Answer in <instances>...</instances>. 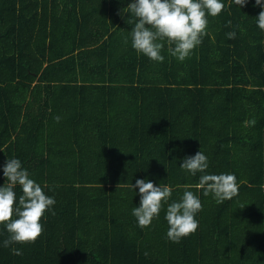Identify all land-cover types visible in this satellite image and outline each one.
<instances>
[{
    "label": "trees",
    "instance_id": "1",
    "mask_svg": "<svg viewBox=\"0 0 264 264\" xmlns=\"http://www.w3.org/2000/svg\"><path fill=\"white\" fill-rule=\"evenodd\" d=\"M131 2L0 0V186L18 158L56 201L35 243L4 247L0 225V264H264V9L222 0L192 56L165 42L161 63L132 47ZM199 150L238 196L197 188L180 165ZM137 179L171 187L168 203L193 191L198 230L168 240L167 204L139 227Z\"/></svg>",
    "mask_w": 264,
    "mask_h": 264
},
{
    "label": "clouds",
    "instance_id": "2",
    "mask_svg": "<svg viewBox=\"0 0 264 264\" xmlns=\"http://www.w3.org/2000/svg\"><path fill=\"white\" fill-rule=\"evenodd\" d=\"M234 3L243 7L248 0H234ZM255 5L264 9V0H255ZM224 10L225 4L222 0H132L122 9L121 14L130 13L135 18L131 38L132 47L137 54L162 63L165 59L161 54L165 42L169 45L170 55L180 62L190 58L194 49L207 35L208 16L216 17ZM127 22L133 25L131 19ZM227 24L231 26L232 22L229 20ZM257 25L264 30V10L257 16ZM227 37L234 39L236 32L227 33ZM60 119L59 116L55 117L57 122ZM180 167L192 176L200 173L197 188L203 189L206 196L211 194L218 204L239 194V185L234 174L207 173L208 157L201 150L186 156ZM3 176L6 180L0 186V225L9 233L3 246L8 248L13 244L35 243L44 231L41 221L45 214L51 212L55 215V198L45 193L44 188L47 185L42 187L30 178V173L18 158L7 159L3 165ZM17 186L22 189L18 202L15 192ZM133 187H138L140 193L139 206L132 210L139 227H149L159 217L164 204H167L165 219L169 226L168 240L179 243L198 230L199 222L195 217L202 211V203L193 191L186 188L178 202L168 203L172 195V189L168 185L157 186L151 180L146 182L144 179H137ZM244 207L242 205L240 208ZM11 252L14 255L23 254L15 247L11 248Z\"/></svg>",
    "mask_w": 264,
    "mask_h": 264
}]
</instances>
